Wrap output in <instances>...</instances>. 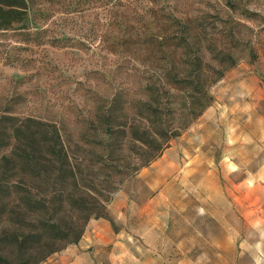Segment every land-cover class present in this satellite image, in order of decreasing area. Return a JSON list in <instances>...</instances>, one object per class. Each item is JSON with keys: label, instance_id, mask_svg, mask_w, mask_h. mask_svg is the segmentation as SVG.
<instances>
[{"label": "rangeland", "instance_id": "rangeland-1", "mask_svg": "<svg viewBox=\"0 0 264 264\" xmlns=\"http://www.w3.org/2000/svg\"><path fill=\"white\" fill-rule=\"evenodd\" d=\"M18 3L0 256L30 224L13 182L80 224L38 264H264V0Z\"/></svg>", "mask_w": 264, "mask_h": 264}, {"label": "trees", "instance_id": "trees-1", "mask_svg": "<svg viewBox=\"0 0 264 264\" xmlns=\"http://www.w3.org/2000/svg\"><path fill=\"white\" fill-rule=\"evenodd\" d=\"M18 6V0H0V29H6L12 21H17L18 17L16 18L12 14L17 11L14 9ZM4 119L0 121V149L7 148L10 145L9 141L16 139L15 132L20 128L15 122V116H6ZM142 144L147 146L143 141ZM8 153L2 152L0 161L8 162L12 152ZM18 162L26 163L27 161L21 158ZM8 185V197L13 199L12 202L20 211H23L26 217L30 218L27 230H20V232L13 230L11 233L12 244L18 246L19 250L23 252V258L18 260V264H38L58 249L59 242L71 236H73L72 241L77 240L80 236V224H73L64 228L55 220L43 218L42 214L45 215L48 208V201L45 198L38 199L30 191L22 192L18 185L13 182H9ZM1 187L2 180L0 179ZM4 263L9 264L10 262L0 256V264Z\"/></svg>", "mask_w": 264, "mask_h": 264}]
</instances>
